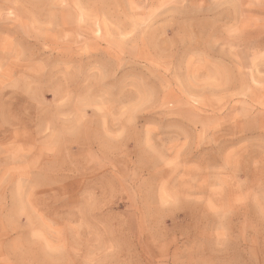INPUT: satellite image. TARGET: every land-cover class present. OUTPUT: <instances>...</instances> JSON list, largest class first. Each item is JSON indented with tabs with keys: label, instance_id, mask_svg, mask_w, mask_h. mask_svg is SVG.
<instances>
[{
	"label": "rangeland",
	"instance_id": "obj_1",
	"mask_svg": "<svg viewBox=\"0 0 264 264\" xmlns=\"http://www.w3.org/2000/svg\"><path fill=\"white\" fill-rule=\"evenodd\" d=\"M0 264H264V0H0Z\"/></svg>",
	"mask_w": 264,
	"mask_h": 264
}]
</instances>
